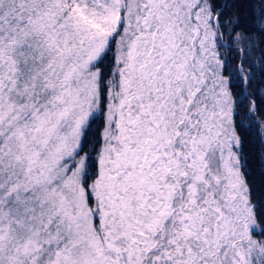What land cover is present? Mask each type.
Masks as SVG:
<instances>
[{"label":"snow or ice","instance_id":"6c2138e0","mask_svg":"<svg viewBox=\"0 0 264 264\" xmlns=\"http://www.w3.org/2000/svg\"><path fill=\"white\" fill-rule=\"evenodd\" d=\"M0 264H264V0H0Z\"/></svg>","mask_w":264,"mask_h":264},{"label":"trees","instance_id":"16d2710c","mask_svg":"<svg viewBox=\"0 0 264 264\" xmlns=\"http://www.w3.org/2000/svg\"><path fill=\"white\" fill-rule=\"evenodd\" d=\"M254 146H255V145H254V142H253V144H252V145H250V146H249V151H250V152H251V151H253V149H254Z\"/></svg>","mask_w":264,"mask_h":264}]
</instances>
